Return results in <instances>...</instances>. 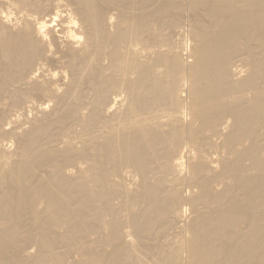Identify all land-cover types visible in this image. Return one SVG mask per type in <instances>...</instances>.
Masks as SVG:
<instances>
[{
	"label": "bare ground",
	"instance_id": "6f19581e",
	"mask_svg": "<svg viewBox=\"0 0 264 264\" xmlns=\"http://www.w3.org/2000/svg\"><path fill=\"white\" fill-rule=\"evenodd\" d=\"M0 264H264V0H0Z\"/></svg>",
	"mask_w": 264,
	"mask_h": 264
}]
</instances>
